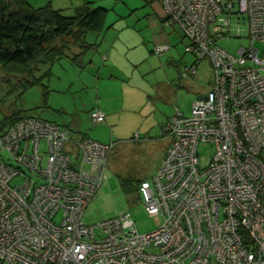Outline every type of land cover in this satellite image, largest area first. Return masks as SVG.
<instances>
[{"label":"built area","instance_id":"2783aa9c","mask_svg":"<svg viewBox=\"0 0 264 264\" xmlns=\"http://www.w3.org/2000/svg\"><path fill=\"white\" fill-rule=\"evenodd\" d=\"M159 2L195 59L182 77L208 60L212 86L162 127L166 155L139 184L157 228L140 233L127 211L85 223L114 144L30 116L0 134V264H264V49L256 46L264 0ZM233 21L248 27V45L235 53L219 46L241 38ZM90 119L101 124L105 114L94 109ZM201 145L212 149L204 167Z\"/></svg>","mask_w":264,"mask_h":264},{"label":"rangeland","instance_id":"374dc122","mask_svg":"<svg viewBox=\"0 0 264 264\" xmlns=\"http://www.w3.org/2000/svg\"><path fill=\"white\" fill-rule=\"evenodd\" d=\"M91 1L93 7L107 10L105 26L109 35L124 26L127 71L124 91H119L121 101L119 97H112L114 94L104 89L103 83L98 87L97 78L90 76L93 70L87 67L90 58L96 55L93 49L81 56L80 63L66 56L51 66L40 68L32 78L40 79L41 85L26 90L19 86L21 75L0 68V122L15 111H24L66 126L75 135L114 144L107 161L106 177L83 220L95 224L127 211L133 215L138 231L149 233L157 228L156 219L145 213L137 193H123L120 178L133 183L151 179L170 145V140L160 137L163 125L178 111L189 114L193 102L211 90L212 71L209 61L204 60L199 62L195 76L181 77L184 67L191 66L195 59L185 53L186 41L176 27L165 30L170 38L169 50L161 55L152 52L157 44L149 16L161 13L158 0ZM232 29L233 32L240 29L241 38L231 35L219 41V46L235 53L248 45V27L246 23L238 25L233 21ZM97 37L95 33H88L85 41L93 44ZM70 45L68 55L80 52L78 45ZM256 46L264 49V44ZM133 62L137 64L133 66ZM94 109L105 111L104 124H93L90 113ZM146 138L149 140L145 141ZM211 154L209 146H200L201 167L208 164Z\"/></svg>","mask_w":264,"mask_h":264},{"label":"trees","instance_id":"16d2710c","mask_svg":"<svg viewBox=\"0 0 264 264\" xmlns=\"http://www.w3.org/2000/svg\"><path fill=\"white\" fill-rule=\"evenodd\" d=\"M106 12L86 3L73 16H66L50 5L35 8L27 0H0V68L21 75L19 86L23 90L41 85L40 79L32 78L34 72L66 56L80 63L81 56L94 48L85 37L88 33L100 35L106 31ZM70 44L78 45L80 52L68 55ZM30 116L24 111L13 112L0 122V134ZM258 157L264 162V149ZM140 182L120 178L121 189L128 195H138ZM137 198L140 200L139 195Z\"/></svg>","mask_w":264,"mask_h":264},{"label":"crops","instance_id":"0c3cea01","mask_svg":"<svg viewBox=\"0 0 264 264\" xmlns=\"http://www.w3.org/2000/svg\"><path fill=\"white\" fill-rule=\"evenodd\" d=\"M27 2L35 8L50 5L54 9L62 11V13L66 16H73L75 14L76 9H78L79 7L83 6L86 3H89L92 8H96L92 6L93 1L91 0H27ZM149 22L153 27L151 32H153L152 36L155 44L157 45L167 44L170 48V38L165 32L168 26L165 25L164 23V12L162 6H161V13L159 14L155 13L149 16ZM105 32L100 35L96 34L98 36L97 41L93 43V45L95 46L94 48H92V50L93 49L96 50L95 51L96 55L90 58V62H89L90 66L87 67V69L93 70L90 76L94 75V77L97 78L96 85L98 87H100V84L103 83V88L113 93L114 96L112 97H117V98L119 97L121 101L122 96L119 93V91L121 92L124 91V75L127 71V69L124 67V26L119 28L118 30L113 31L114 33H112V35H109L110 31L106 33ZM135 63L136 62L132 63L133 66L137 64ZM101 111H103L105 114L104 110L101 109ZM169 119L170 118H168L167 121ZM167 121L165 122V124L167 123ZM105 122H106V114H105L104 123ZM104 123H101V125ZM94 125H100V124H94ZM63 127L66 128V126ZM73 135L76 137H88V136H79L75 134ZM160 137L163 140H169L165 138L162 135V133H160ZM138 140H140L139 137ZM147 140H149V138L145 139V141Z\"/></svg>","mask_w":264,"mask_h":264}]
</instances>
